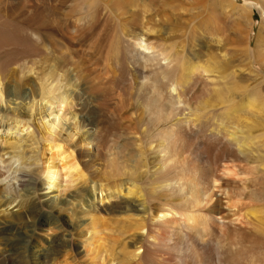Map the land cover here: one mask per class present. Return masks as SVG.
<instances>
[{"label":"bare ground","instance_id":"1","mask_svg":"<svg viewBox=\"0 0 264 264\" xmlns=\"http://www.w3.org/2000/svg\"><path fill=\"white\" fill-rule=\"evenodd\" d=\"M5 1L0 52L32 60L15 78L30 87L27 114L40 100L43 119L38 137H22L33 123L14 114L0 136V264H264V39L253 44V25L240 19L257 10L264 23V0H25L8 16ZM38 56L36 95L28 73ZM8 58L2 102L22 98ZM71 104L79 108L67 138L95 142L88 155L99 176L57 135ZM84 171L101 182L99 202L113 215L94 217L83 245L72 234L42 240L37 229L60 219L36 192L59 197ZM96 241L105 243L98 252Z\"/></svg>","mask_w":264,"mask_h":264},{"label":"rangeland","instance_id":"2","mask_svg":"<svg viewBox=\"0 0 264 264\" xmlns=\"http://www.w3.org/2000/svg\"><path fill=\"white\" fill-rule=\"evenodd\" d=\"M238 1L239 2H243L244 0H237V2ZM188 2L189 3H186L185 2L183 4V5H185L184 8H192L193 7V4H194L195 7L198 6L197 4L192 3L191 1H188ZM24 3H25V0H9V1L7 0L2 5V7L5 6V7H3L2 12L4 14L7 13V16L8 15H14L15 14L14 11H16L15 8H17L19 6L20 7L23 6ZM250 3L254 4V1H252ZM33 6H37L36 1H33L32 4L30 5V7H33ZM25 12L27 13L28 11L27 10H24L23 11V14L21 12L19 13L21 19L23 18L22 16L24 14H26ZM244 15H246V16H244ZM247 16L249 17V15L247 13L246 14H243V17H245V18L244 19L243 18H240V19H242L241 22L243 23V25H245L243 27L246 28V26H248V28L250 27V29L253 27V31L251 32V38L250 39L252 40V43L255 44V42L258 41L259 38L264 39V33H263L264 32V23H263V18H262L261 13L258 12L257 10H256L255 13H253L251 15V18L252 19L248 18ZM248 19H250V20H248ZM251 20H253V21L255 20V21L253 22ZM250 21L252 23H250ZM154 23L155 22L150 23L149 26L150 27H153V28H156V29H159V30L162 29V31L164 33H166L167 30H171L172 33L174 32L172 34L173 36H176V35H180L181 34V33H178L179 31L176 30L177 29L176 26H171V25H167V24H162L161 25L160 23L159 24H156V23L154 24ZM9 24H8V28L10 30H12V31H15L16 28L14 29V27H15V26H13L14 23H9ZM249 24H252L253 26L251 25L252 26L251 27ZM174 27H175V29H173ZM245 28H243V33L244 32L246 33ZM248 31H249V29L247 30V33H248ZM261 33H262V35H261ZM166 35H168V34H165L164 37H167ZM249 36H250V34H249ZM166 39H167V41H172L169 38H166ZM177 41H179V39H177ZM78 47H81V46L78 45ZM2 52L3 51L0 52L1 53L0 54V61L1 60H5L8 57L10 58V60H9V58H8V60H9V62H10L11 65L8 67V70H7L8 73L6 72V74H9V76L12 77L10 79V83L9 84H10V86L13 85L12 87L17 88V92L20 93V94L18 93L19 95H22V96H20L22 98H19L17 100L13 99V100H10L9 101L4 96V101L3 102L1 101V98H0V110L3 113H6L7 112L6 114L8 115L7 118L5 119L4 123H3V126L0 127V136L1 137H3V136L6 137L7 136V133H8V131H7L8 127L14 125V120H13L14 119V114L22 115V114L25 113L26 114V117H27L26 120L27 119L28 120L31 119V122L33 123V125L31 124V125H29L30 127L28 129H25L22 137L23 136L28 137L26 135L28 133V131H31L36 137H38V130H42V126H41L42 122H41V120L43 119V117L39 114V111L41 110L42 101L39 100V102H37L38 104H36L35 107H34L35 108L34 109L35 116L30 117L27 114V111L26 110H27V108L30 107V105H32V101L30 102V99H26V100L23 99V97L25 96V92L27 90L29 92V89H27V88H30V87L29 86L27 87V85H25L23 81H20V82L18 81L20 83V85L18 83H16V81L18 80L16 78H19V80H21V76H23V70H25V67H27V64L29 63V60H31V59L29 58V60L27 61V59L25 58V56H22V55L16 57L15 56V52L13 51L12 48L7 49V51L5 50L3 53ZM12 56H15V57H12ZM38 57H37V60L36 59L34 60L35 61V64H34L35 69H34L33 73L32 74L31 73H28V74H30V76L34 75V76L31 77V80H32L31 83L34 84V88H36V89L38 87V82H39V77H40V74L38 75V73H41L40 72V69H41V67H40L41 66L40 57L39 58ZM14 60H15V62H14ZM13 62L15 63V65H14ZM13 79H15V81ZM36 89H35V94L37 95V94H39V89H37V90ZM37 91H38V93H37ZM43 103H45V101H43ZM18 104H20V105H18ZM73 105H72V107L65 105L64 107H62L61 111H59L61 117H60V119H59L60 121L58 123L59 129H57V135L60 136V139H63L64 140L63 143L65 145H70L71 144L72 146H76L77 147V148L75 147L76 149L82 150L83 153L85 151V153H84V155H85L84 159L87 162H89V167H91L90 169L92 171H95L96 173L100 172V173H98V176H99L100 174H103L102 170L101 171L99 170L100 166L98 164L95 165L93 163H90V160H89L90 159V156L88 155V152H89V154H90V152H92V153L94 152L93 149L95 147V142H91L89 144H84V142H82L81 134H78V133L75 134L74 139H72V140L69 139V138H67V132L69 131V128L68 127H69L70 124H73V120L70 119V110L72 109V111H73V110H77L79 108V106H77L75 104H73ZM17 107H19V108L17 109ZM20 107L21 108L23 107V108L21 109ZM52 107L54 109L55 108L56 109L59 108V106H57L56 103L53 104ZM45 113H46V111H45ZM47 113H49V112L47 111ZM55 113H57V112L55 111ZM53 117L54 116L50 115V116H47V119L48 118H53ZM60 128H61V130H60ZM6 131H7V133H6ZM88 131L90 132V131H93V130L90 129ZM96 132H97V130L93 131L92 132V133H94L93 135H95ZM55 133H56V131H55ZM22 140L23 141L25 140L26 142H29V141L31 142V140H27V138H23ZM26 142H25V145L24 146L26 147L27 150H30V148H31L30 147V144L31 143L29 142L30 144L29 143L27 144ZM84 173H85V177L84 178H79L78 180L76 178V181H73L74 183L71 182V181H67V182L63 183L64 186H66V188H62L61 187L59 189V192H60V193H58L59 194V197L55 196L57 192H51V190L48 189V188L47 189H41V187H40L39 190H38V192H36V194H37V196H36L37 202L39 201L40 204L42 203L43 205H45L48 210L53 211V213L55 215H57V217H59L58 219L61 220V221L59 220V222L57 223L58 226L55 225V224H51V225L50 224H47L45 227H42V228L39 227L37 229V233L39 234V238H41L42 240H44V239L47 240L52 235H55V234H60L63 237L64 236L65 237H70L69 235L72 234V235H74V238H75V241H76L77 245H79V244L80 245L81 244L83 245L82 242H83L85 236L87 234L90 235L92 233V231H93V229H92L93 224L92 223H93L94 217L101 218L100 220H102L104 222L105 221V218L111 217L113 215L110 212H106L105 209H103L101 207L104 204L105 201L104 202H102V201L99 202V199L102 198L103 196H105V191L103 192V195H102V192H99L98 191L99 190L98 189V186L101 185L100 184L101 182H97V183L96 182H93L91 180V175L88 173V171H84ZM85 179H88L89 180L88 182H90L91 184L90 183H87V184L85 183L84 184V180ZM82 180H83V182H82ZM88 187H90V188H88ZM91 191H92V193H91ZM83 193H85V194H83ZM94 194H95V196H94ZM84 196H85V202L86 203H84V201H82V202L80 201V199L82 197H84ZM53 197L56 198V200H59L60 201V204L57 207H55L54 210H52V208L50 207V204L52 203V202H50V199H52ZM98 202H99V205H98ZM91 206L93 208L92 211L90 210V207ZM16 209H18V208H14L15 211H16ZM103 243L96 241V244L97 245H95V247H97L98 249L95 252H98V250H102L105 247L103 245ZM99 247L100 248L102 247V248L99 249Z\"/></svg>","mask_w":264,"mask_h":264}]
</instances>
